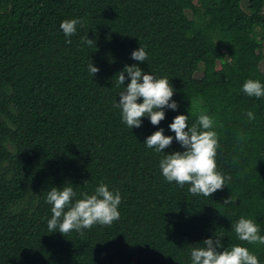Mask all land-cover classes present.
<instances>
[{
  "label": "trees",
  "instance_id": "1",
  "mask_svg": "<svg viewBox=\"0 0 264 264\" xmlns=\"http://www.w3.org/2000/svg\"><path fill=\"white\" fill-rule=\"evenodd\" d=\"M68 19L84 21L71 37ZM140 46L145 62L131 56ZM263 46L264 0H0V264H192L215 236L218 251L240 245L264 264V245L232 228L244 217L264 235V97L243 91L248 79L264 85ZM125 65L172 85L178 107L158 125L145 115L131 129L114 107ZM179 114L189 127L201 114L214 121L217 171L231 179L210 197L160 169L185 150L169 128ZM160 128L173 142L158 153L144 141ZM101 183L121 195L119 220L49 232L52 187L71 186L74 204Z\"/></svg>",
  "mask_w": 264,
  "mask_h": 264
},
{
  "label": "clouds",
  "instance_id": "2",
  "mask_svg": "<svg viewBox=\"0 0 264 264\" xmlns=\"http://www.w3.org/2000/svg\"><path fill=\"white\" fill-rule=\"evenodd\" d=\"M83 23V20L68 19L61 22L60 28L66 37H71L77 31V24ZM66 42L71 43V40ZM85 42L91 45L93 40L88 38ZM131 56L140 62L148 59L147 52L141 46ZM88 71L93 76L99 69L90 62ZM125 72L130 77V83L119 94V102L114 107L121 109L122 120L129 128L140 127L141 118L145 115L153 125H158L165 118V107L177 109L178 104L172 100L174 89L168 78H155L137 65H125L123 71L117 73L118 76L116 74L118 85H124ZM243 91L249 97H264V85L258 80L248 79L243 84ZM138 98H142V103L137 102ZM247 116L249 120L255 118L252 112H248ZM169 128L175 133V140L185 150L172 152L161 159L160 169L165 179L181 187L190 185L189 192L193 195L210 197L221 190L226 185V179L231 177H225L217 171L218 137L213 119L201 114L197 123L189 127L188 115L179 114L174 117ZM172 142L173 137L165 135L163 128L153 132L144 141L148 148H155L158 153L168 148ZM75 195L71 186H64L62 190L52 187L47 193L46 202L52 205V216L47 223L50 233L59 231L66 236L75 230L83 234V229H90L95 224L111 226L114 221L119 220L121 195L110 191L107 185L101 183L95 194L85 193L82 199L73 204L72 198ZM233 202L231 196L224 204ZM232 228L241 241L264 245V235L260 234V227L252 219L241 217ZM219 247H222L221 237L205 239L202 247L191 250L192 264H259L258 258L246 247L233 245L230 249L218 251Z\"/></svg>",
  "mask_w": 264,
  "mask_h": 264
},
{
  "label": "rangeland",
  "instance_id": "3",
  "mask_svg": "<svg viewBox=\"0 0 264 264\" xmlns=\"http://www.w3.org/2000/svg\"><path fill=\"white\" fill-rule=\"evenodd\" d=\"M242 3H243V5L245 4L244 1ZM188 13H189V11H188ZM249 22H250L249 14H246L245 17L240 22L236 23L235 27L237 29H241L245 26H248ZM236 65L242 69H247V67H248L247 63L243 60H238ZM261 69L264 71V59L261 61Z\"/></svg>",
  "mask_w": 264,
  "mask_h": 264
}]
</instances>
